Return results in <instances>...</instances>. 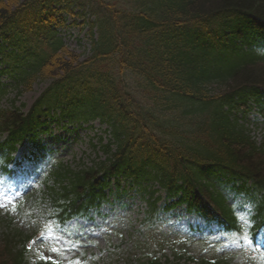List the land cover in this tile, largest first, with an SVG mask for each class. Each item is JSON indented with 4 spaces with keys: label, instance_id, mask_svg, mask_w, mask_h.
I'll return each mask as SVG.
<instances>
[{
    "label": "trees",
    "instance_id": "trees-1",
    "mask_svg": "<svg viewBox=\"0 0 264 264\" xmlns=\"http://www.w3.org/2000/svg\"><path fill=\"white\" fill-rule=\"evenodd\" d=\"M71 8L93 18L84 60L56 30V15ZM0 64L19 92L37 79L49 82L27 114L15 101L0 106L4 173L22 170L9 169L11 153L38 141L47 119L109 127L106 141L91 143L98 160L60 163L38 197L10 207L31 229L23 232L11 216L0 225V264H31L25 244L42 223L37 205H47L50 228L86 218L109 201L111 178L117 188L120 178L129 181L144 197L149 229L159 210L157 184L172 200L167 209L186 205L224 238L264 258L257 242L264 228V141L234 116L247 112L249 102L264 109V0H0ZM5 93L0 88V97ZM215 181L242 182L233 190L247 193L255 214L241 216ZM37 257L32 264H62ZM182 259L225 264L175 254ZM137 264L161 263L148 255Z\"/></svg>",
    "mask_w": 264,
    "mask_h": 264
},
{
    "label": "rangeland",
    "instance_id": "rangeland-1",
    "mask_svg": "<svg viewBox=\"0 0 264 264\" xmlns=\"http://www.w3.org/2000/svg\"><path fill=\"white\" fill-rule=\"evenodd\" d=\"M74 14L63 12L57 15V28L69 50L85 59L91 49L89 27ZM0 82L12 84L10 78L1 74ZM48 86L49 82L37 79L30 90H23L19 94L9 87V93L0 99V105L9 108L15 100L17 107L28 112ZM234 116L257 142L264 140V115L258 108L251 107L246 113L238 109ZM65 124L54 120L50 122L48 132L41 135V146L44 148L40 150L41 155L36 162L30 159L35 147L30 145L20 149L17 157L24 159L23 168L27 172L15 179L12 189L7 188L9 177L0 175V217H6V208L9 207L7 198L12 200L25 193H35L36 188L30 191V187L36 184L44 169L54 161L75 165L83 159L84 163L91 165L98 160L91 143L97 145L99 137L108 139V126L99 121L82 127ZM99 156L104 159L101 152ZM153 186L159 189L157 185ZM124 187L125 184L122 185ZM160 195L158 215L154 218L152 229L144 222L148 211L146 204L135 190H131L119 199L112 196L110 203L102 207L99 215H92L93 218L75 220L69 223L65 231L38 236L37 248L69 264H82L83 257L94 258L100 264H135L137 258L143 259L147 254L163 260L174 257L176 253L227 264H264V259L258 260L253 250L241 249L224 239L215 225H207L204 219L188 212L185 207L167 210V196L165 193ZM244 195H239V198ZM229 202L237 203L232 195L229 196ZM246 208L250 209L251 206L247 205L243 209Z\"/></svg>",
    "mask_w": 264,
    "mask_h": 264
}]
</instances>
